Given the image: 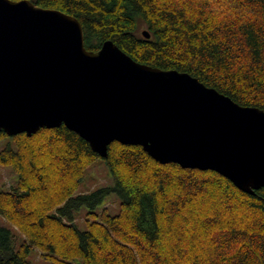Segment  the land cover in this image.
Listing matches in <instances>:
<instances>
[{"label": "trees", "instance_id": "1", "mask_svg": "<svg viewBox=\"0 0 264 264\" xmlns=\"http://www.w3.org/2000/svg\"><path fill=\"white\" fill-rule=\"evenodd\" d=\"M28 1L75 17L89 51L110 40L136 62L264 110V0ZM5 139L0 167L17 182L0 189V264H32L33 250L47 264H264V187L244 193L216 172L160 164L140 146L113 142L101 158L63 125L0 132ZM97 160L112 185L80 192Z\"/></svg>", "mask_w": 264, "mask_h": 264}, {"label": "water", "instance_id": "2", "mask_svg": "<svg viewBox=\"0 0 264 264\" xmlns=\"http://www.w3.org/2000/svg\"><path fill=\"white\" fill-rule=\"evenodd\" d=\"M62 125L101 158L113 142L140 146L160 164L216 172L244 193L264 187V110L136 62L110 40L89 51L71 15L0 0V132Z\"/></svg>", "mask_w": 264, "mask_h": 264}, {"label": "rangeland", "instance_id": "3", "mask_svg": "<svg viewBox=\"0 0 264 264\" xmlns=\"http://www.w3.org/2000/svg\"><path fill=\"white\" fill-rule=\"evenodd\" d=\"M143 30L140 31V33ZM5 139L0 141V151L6 146L7 141ZM17 182V176L10 167H0V189L7 190L13 187ZM112 185V176L106 164L102 160H97L85 173V177L80 183V192L91 191L95 188L102 186ZM108 209L112 213L118 212V201L112 199L109 203L106 204ZM86 210L81 209L77 213L76 224L78 228L83 230L84 226V214ZM0 222L4 223L0 218ZM29 260L32 264H47L42 260L36 250H33L29 255Z\"/></svg>", "mask_w": 264, "mask_h": 264}]
</instances>
